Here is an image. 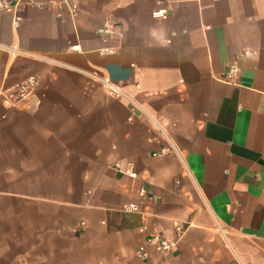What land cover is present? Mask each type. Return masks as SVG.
Listing matches in <instances>:
<instances>
[{
  "label": "crops",
  "instance_id": "obj_1",
  "mask_svg": "<svg viewBox=\"0 0 264 264\" xmlns=\"http://www.w3.org/2000/svg\"><path fill=\"white\" fill-rule=\"evenodd\" d=\"M36 1L0 12V87L38 78L0 99V264H264V0Z\"/></svg>",
  "mask_w": 264,
  "mask_h": 264
},
{
  "label": "built area",
  "instance_id": "obj_2",
  "mask_svg": "<svg viewBox=\"0 0 264 264\" xmlns=\"http://www.w3.org/2000/svg\"><path fill=\"white\" fill-rule=\"evenodd\" d=\"M32 5V6H38L43 7L44 5L41 3H38L36 0H0V12H12L15 14L14 17V26L17 25L19 21V16L16 15L17 8L20 5ZM169 12L166 8H158L154 10L151 13V16L154 19H164L168 16ZM96 32L100 36V39L107 43L114 35V24L105 21L103 24H101L99 27L96 28ZM76 46L73 47L75 49ZM102 54L108 55L112 54L114 50L111 47L104 46L99 50ZM251 55V52L248 50H245L241 57H248ZM239 68L236 64H231L229 67V70L226 73L225 78L227 80L232 81L233 78H235L238 74ZM105 88L106 92L113 97H121L125 96L123 91L113 85L108 78L102 77V76H96L95 77ZM38 84V78L36 76H29L22 80L21 82L14 84L10 87L2 88L0 87V99L2 100L3 104L6 107H16L21 106L22 103L32 94L33 90L36 88ZM169 151L168 147H164L161 149L160 154H165ZM157 153H154L156 155ZM116 168L120 170V166L117 165ZM129 174H132V172H129ZM141 195H144V191H140ZM123 211L129 212V213H138L139 207L135 203H130L125 205L122 208ZM81 226H84V222H80ZM188 224L187 223H180V222H174V234L179 240ZM145 227L142 226V230H144ZM175 246V243L170 241L165 236L159 234V233H150L146 236L144 243L139 245L136 249V255L140 258H146L148 257V249L152 248L158 253L166 254L172 251L173 247Z\"/></svg>",
  "mask_w": 264,
  "mask_h": 264
}]
</instances>
